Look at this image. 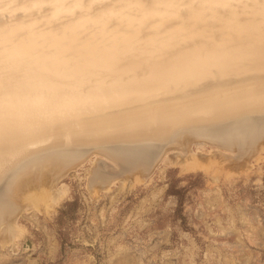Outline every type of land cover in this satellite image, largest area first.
Instances as JSON below:
<instances>
[{
  "label": "bare ground",
  "instance_id": "bare-ground-1",
  "mask_svg": "<svg viewBox=\"0 0 264 264\" xmlns=\"http://www.w3.org/2000/svg\"><path fill=\"white\" fill-rule=\"evenodd\" d=\"M206 144L235 169L264 146V0H0L6 228L90 152L150 170Z\"/></svg>",
  "mask_w": 264,
  "mask_h": 264
},
{
  "label": "rangeland",
  "instance_id": "rangeland-1",
  "mask_svg": "<svg viewBox=\"0 0 264 264\" xmlns=\"http://www.w3.org/2000/svg\"><path fill=\"white\" fill-rule=\"evenodd\" d=\"M261 146L244 165L236 160L246 170L222 163L235 152L223 158L208 144L192 151L204 163L169 151L146 172L90 152L58 178L62 195L24 199L12 229L0 223V264H264ZM98 163L110 166L102 183L89 181Z\"/></svg>",
  "mask_w": 264,
  "mask_h": 264
}]
</instances>
